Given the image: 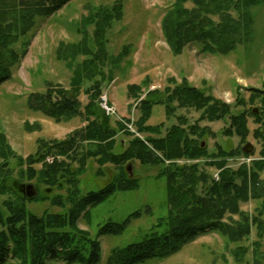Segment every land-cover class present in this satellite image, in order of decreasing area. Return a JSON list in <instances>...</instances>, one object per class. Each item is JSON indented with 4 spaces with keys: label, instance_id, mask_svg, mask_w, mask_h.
<instances>
[{
    "label": "trees",
    "instance_id": "1",
    "mask_svg": "<svg viewBox=\"0 0 264 264\" xmlns=\"http://www.w3.org/2000/svg\"><path fill=\"white\" fill-rule=\"evenodd\" d=\"M69 1L0 0V84L10 78L12 66L22 58L25 49L20 52L16 45L33 26L34 19L53 14ZM112 5L90 11L84 17L87 24L94 27L91 30L94 50L87 45L85 36L80 43L58 49V58L66 61L72 72L69 88L48 84L44 92H31L26 102L28 108L56 122L78 116L84 125L63 139H39L37 150L26 157L15 154L5 133L0 132V195H7L0 206V264L9 260L17 264H50L56 259L98 264L100 243L92 240L86 230L79 229L78 220L87 214L89 206L102 202L116 191L138 187V179L127 170L134 160L157 166V176L166 180L168 229L160 234L152 232L142 241L111 250L106 264H136L150 258H164L208 232H216L230 243H239L249 238L254 225L257 232L256 239L250 243L251 264H264V250H261L264 236V177H261L264 170V89L251 90V101L257 99L259 107L252 108L250 115L260 125L253 130V135L261 139L262 146L259 159L251 161L249 166H227L228 157L244 154L238 149L227 151L215 143L216 150L208 152L202 145V138L207 132H213L199 126L203 120L214 122L228 117L229 123L223 133L244 139L249 133L248 112L232 113L230 104L190 85L185 78L179 83L170 78V86L162 91H150L141 100L135 125L142 137L122 131L121 123L117 121L114 126L95 102L102 82L110 76L101 68L102 61L107 60L104 36L108 24L122 14L119 0ZM260 5L264 6V0H173L162 15L160 28L174 54L192 41L202 43V52L225 54L248 40L253 23L250 8ZM102 20L107 23L102 24ZM126 47L112 59L114 64L127 54ZM77 56H82L83 60L74 64ZM86 81L90 83L85 91L88 102L82 106L79 93ZM128 90L129 96L135 99L141 88L134 84ZM154 104H162L168 117L178 108H194L200 115L193 123L180 115L177 122L167 128L163 122L150 125L147 121ZM25 125L28 130L35 128V124L25 122ZM120 132L128 137L125 146L116 140ZM116 147L119 152L114 151ZM12 158L16 161L17 176L12 174L14 168L9 161ZM89 159L99 165L96 174H103L102 166L106 164H111L115 172L99 190L80 195L79 176L84 173ZM201 159L214 170L212 173L201 169ZM178 160L183 163H177ZM216 172L217 179L214 178ZM33 179L56 190L49 198L53 207L60 208L59 212L45 209L38 215L28 210V200L46 198L40 196L38 184L34 186L40 197L26 196L23 181ZM252 199L259 200V205L250 217L241 207ZM132 215L140 213L136 211ZM126 222H107L99 228L97 236L120 233ZM247 250L248 246L240 244L232 250L237 264L242 263ZM223 264L228 263L224 261Z\"/></svg>",
    "mask_w": 264,
    "mask_h": 264
},
{
    "label": "rangeland",
    "instance_id": "2",
    "mask_svg": "<svg viewBox=\"0 0 264 264\" xmlns=\"http://www.w3.org/2000/svg\"><path fill=\"white\" fill-rule=\"evenodd\" d=\"M118 0H71L53 14L47 17H36L33 26L16 45L17 49L25 52L20 61L12 66L9 79L0 84V132L5 133L7 142L15 154L26 157L37 150L39 139H63L72 130L84 125L81 117H74L68 121L56 122L40 111H35L26 106L28 95L31 92H44L48 84L69 88L72 72L66 61L58 58V49L69 44L80 43L84 36L87 45L94 50L92 36L93 25H88L84 17L88 12L97 11L113 6ZM173 0H119L122 14L119 19H114L105 33L104 51L107 60L101 65L105 75L97 99L98 108L110 118L115 126L121 123L123 130L133 135H141L136 129L135 122L140 115L141 100L148 92L162 91L170 86L169 79L173 78L179 83L185 78L190 85L198 87L212 94L214 97L231 105L232 113L242 111L246 114L249 133L240 139L236 135L228 136L223 133L229 118L209 122L200 121L199 126L208 127L213 133H206L202 138V145L208 152L216 150L218 143L225 150L238 149L244 154L228 157L226 164L237 168L241 164L249 166L251 161L259 159L262 146L261 139L253 135V130L260 127L254 122L252 108L259 107L257 99H252V88L264 89V6L251 7L253 23L248 40L238 44L234 49L225 54H211L202 52V43L192 41L186 44L178 54L171 52L169 44L162 33L161 18L169 9ZM190 6V3L187 4ZM107 23L102 20V24ZM127 46V54L117 64L112 59ZM83 60L82 56L74 59V64ZM79 99L82 106L88 102L85 93L90 86L84 82ZM138 85L140 94L133 99L129 96V87ZM114 107V115H107L104 106ZM162 104H154L148 124L155 125L163 122L167 128L177 122V116H184L188 123L197 120L200 112L194 108H178L173 116H165ZM27 124H35V128L28 130ZM264 127V125L262 126ZM142 137V135H141ZM127 138L120 132L116 140L123 146ZM250 146V151L244 152L243 148ZM114 151L119 152L116 147ZM48 157L47 161L50 162ZM204 160H199L201 169L212 173L214 170L204 165ZM10 166L13 175L17 176V167L13 158ZM190 162V161H188ZM177 163H183L178 160ZM128 172L138 179V187L133 190L116 191L102 202L89 206L87 214L78 220L79 229L86 230L89 237L97 239L100 243L101 258L98 264H106L107 256L111 250L123 248L131 242L142 241L150 237L152 232L160 234L168 229L167 191L166 180L158 177V167L150 164H141L137 160L130 162ZM99 165L89 159L86 169L79 176L80 195L88 191H97L105 186L115 172L111 164L102 166L103 174L98 175ZM264 177V170L261 173ZM23 184H38L37 181H23ZM40 185V186H39ZM39 188L40 196L44 200L27 201L26 206L30 212L41 214L47 209L59 212L60 208L53 207L50 198L55 189H48L43 184ZM44 189L46 192H44ZM48 189V190H47ZM38 191V192H39ZM7 195H0V206ZM40 197L35 194L33 197ZM259 200H248L242 205V210L253 216ZM138 211L140 215L133 216ZM264 218V217H263ZM126 222L122 232L108 233L97 236L99 228L107 222ZM161 221V223H159ZM248 239L239 243H230L224 236L216 232H208L198 236L193 241L184 244L178 251L164 258H150L136 264H237L231 253L240 244L248 246L242 263L251 264L250 243L256 239V226H252ZM261 250H264V236L261 240ZM86 253L85 250H83ZM6 264H17L9 260ZM50 264H81L67 263L61 259L50 261Z\"/></svg>",
    "mask_w": 264,
    "mask_h": 264
},
{
    "label": "water",
    "instance_id": "3",
    "mask_svg": "<svg viewBox=\"0 0 264 264\" xmlns=\"http://www.w3.org/2000/svg\"><path fill=\"white\" fill-rule=\"evenodd\" d=\"M243 150L245 152H249L250 151V146L244 147ZM23 190L26 192V196L28 198H32L35 194H37L36 187L34 185H32V184L23 185Z\"/></svg>",
    "mask_w": 264,
    "mask_h": 264
},
{
    "label": "built area",
    "instance_id": "4",
    "mask_svg": "<svg viewBox=\"0 0 264 264\" xmlns=\"http://www.w3.org/2000/svg\"><path fill=\"white\" fill-rule=\"evenodd\" d=\"M102 99H104L103 101H104V103L106 104V98H105V97H102ZM104 109L106 110V113H107V114H114V113H115V109H114V107L109 106V105H107V104L104 106Z\"/></svg>",
    "mask_w": 264,
    "mask_h": 264
}]
</instances>
